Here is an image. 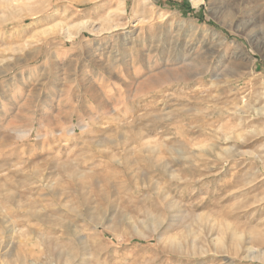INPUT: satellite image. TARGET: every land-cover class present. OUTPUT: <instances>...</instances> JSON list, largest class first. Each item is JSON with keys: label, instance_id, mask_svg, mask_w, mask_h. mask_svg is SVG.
Returning <instances> with one entry per match:
<instances>
[{"label": "rangeland", "instance_id": "1", "mask_svg": "<svg viewBox=\"0 0 264 264\" xmlns=\"http://www.w3.org/2000/svg\"><path fill=\"white\" fill-rule=\"evenodd\" d=\"M262 107L264 0H0V264H264Z\"/></svg>", "mask_w": 264, "mask_h": 264}, {"label": "bare ground", "instance_id": "2", "mask_svg": "<svg viewBox=\"0 0 264 264\" xmlns=\"http://www.w3.org/2000/svg\"><path fill=\"white\" fill-rule=\"evenodd\" d=\"M30 1V0H29ZM201 0H193V3L194 4H197L198 2H200ZM123 5V3H120V6H122ZM90 31V30H89ZM239 48V47H238ZM213 51V50H212ZM192 54V53H191ZM214 54H215V52H214ZM212 55V54H211ZM206 60V59H205ZM208 61V60H207ZM228 64H231L232 65V63H233V59H228V60H225ZM204 62V61H203ZM235 62V61H234ZM227 64V65H228ZM239 64H237V66H238ZM187 66V65H186ZM189 67V66H188ZM233 67H235L236 69H237V67H236V65L235 66H233ZM203 68V67H202ZM231 68H232V66H231ZM234 68V69H235ZM234 69H232V70H234ZM203 71V70H202ZM235 71V70H234ZM226 72V71H225ZM190 74V73H189ZM238 74V73H237ZM233 75H235V74H233ZM239 75V74H238ZM216 76H218V75H216ZM236 76V75H235ZM194 77V76H193ZM189 78V77H188ZM217 78H219V76L217 77ZM216 98V97H215ZM260 99V98H259ZM215 107V106H214ZM216 108H217V106H216ZM255 113L258 115V116H261V115H263L264 114V107H262L261 109H255ZM181 115H180V119H181V121H180V125H181V128L183 129L184 128V126L186 125V124H184L183 122L185 121V119L187 118V114L184 112H182V113H180ZM221 114V113H220ZM223 114V113H222ZM189 116V115H188ZM242 122V121H241ZM241 124V123H240ZM213 128V127H212ZM240 128V127H239ZM257 131H258V133L260 134V135H262V136H264V123H262L261 121H259L258 122V125H257ZM260 128V129H259ZM215 129V128H214ZM236 130V129H235ZM225 131V130H224ZM232 131V130H231ZM230 131V132H231ZM213 132V131H212ZM211 132V133H212ZM220 132H221V130H220ZM139 134V133H138ZM221 134V133H220ZM224 134H225V132H224ZM212 135V134H211ZM240 136V135H239ZM238 136V137H239ZM213 137H215V134H214V136ZM217 137V136H216ZM223 137V136H222ZM225 138V137H224ZM224 138H222L221 140L222 141H224L225 139ZM232 138V137H231ZM137 139V138H136ZM226 139H228L229 140V136H227L226 135ZM225 142H227V141H225ZM139 145V144H138ZM140 146V145H139ZM144 146V145H143ZM149 146V145H148ZM262 150L264 151V145L262 146ZM259 151L260 153L258 154L259 156H261V155H264V152L263 151ZM106 156V155H105ZM255 156V155H254ZM149 158V157H148ZM261 158V157H260ZM263 158V157H262ZM150 159V158H149ZM259 160V159H258ZM146 162V161H145ZM151 162V161H150ZM146 166V165H145ZM66 167V166H65ZM127 169H130V168H128L127 167ZM72 174V173H71ZM74 177V176H73ZM57 181V180H56ZM85 181V180H84ZM86 183H87V181H85ZM82 186V185H81ZM53 191V190H52ZM250 251H254V250H250ZM251 255V254H250Z\"/></svg>", "mask_w": 264, "mask_h": 264}, {"label": "trees", "instance_id": "3", "mask_svg": "<svg viewBox=\"0 0 264 264\" xmlns=\"http://www.w3.org/2000/svg\"><path fill=\"white\" fill-rule=\"evenodd\" d=\"M189 9L191 10V8H189ZM191 11H193V12H194L195 10H191Z\"/></svg>", "mask_w": 264, "mask_h": 264}]
</instances>
